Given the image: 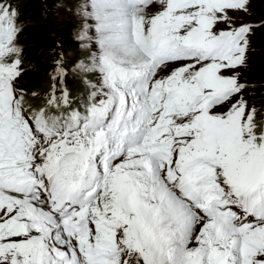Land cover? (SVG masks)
Returning <instances> with one entry per match:
<instances>
[{"label": "snow or ice", "instance_id": "1", "mask_svg": "<svg viewBox=\"0 0 264 264\" xmlns=\"http://www.w3.org/2000/svg\"><path fill=\"white\" fill-rule=\"evenodd\" d=\"M22 2L0 0V264H264L256 0H81L82 101L58 44L24 87Z\"/></svg>", "mask_w": 264, "mask_h": 264}, {"label": "rangeland", "instance_id": "2", "mask_svg": "<svg viewBox=\"0 0 264 264\" xmlns=\"http://www.w3.org/2000/svg\"><path fill=\"white\" fill-rule=\"evenodd\" d=\"M80 2H81L80 0H72L71 3L68 4L66 2V0H61V1H57V3H55V4L47 3L50 6V8L48 10H50V13L54 17L53 22L46 23V25L43 21L39 22V23H41V25H40V27H37L38 28L37 33L39 34L37 41H35V43H33V42H31V43L22 42L21 43L23 45V47L27 44H31L28 46V49L24 50V55L27 58L31 57L29 54H31V55L34 54V56H32L33 60L31 62L28 60L24 64L26 69H29L28 65L32 66L31 69L26 71L28 73L27 80H30L31 78H33V76L31 74H29V73H31V70H35L37 72L39 70L44 69L43 60L45 58V54L49 55L50 51L53 50L54 45L58 44L61 46V43H62L61 40H63L65 37H66L65 42L70 43V44L71 43H73V44L77 43L79 45V47L76 44L77 48H78V54L74 55L73 53L68 52V53L64 54V58L65 59H72V58L77 59L78 58V60H76L75 63L80 62V60H82L85 64L89 63V60H90L92 53L94 51H97V49H96V45H93V43H91L88 40H84V41L79 40L78 42H76L78 40L77 36L79 34V31H80V26H79L80 22H79L77 16L74 14V9H75L76 5ZM259 5H260L259 0H256V2L253 3L252 10L254 13L251 17H249V19L257 20V21L261 19V17H262L261 14L255 13L256 12L255 10L259 8ZM40 7H44V5L38 6V12L31 20L32 24H33L32 26H36L39 24L38 20L36 18L41 15ZM28 27H31V26H28ZM57 28H60L61 32L62 31L64 32L65 29H68V30H70V33L68 36L63 34L59 38L58 35H60L61 32H59L57 30ZM261 32H263V31H257L256 35L261 33ZM89 34L93 35V32H90ZM26 37L27 36H25V38ZM257 41L263 42L264 41L263 35L260 37L258 36ZM29 49L31 50V53H28L27 50H29ZM54 50L55 51H61V50L56 49V48ZM81 53H89V55L83 56V54H81ZM51 58L52 57L49 55V60ZM261 65L264 66V51L261 53H258L257 55H255L253 57L252 67L253 68L259 67V69L258 68L255 69V71L253 72V75H256L255 72L260 70ZM72 66H73L72 64L69 65L70 68H73ZM82 75H84V74L77 71L76 69H72V71L70 72V74L68 76V80L73 81V82H71V84L76 82L81 86L82 83L80 82V80H81ZM258 76L259 77L264 76V70L259 71ZM76 79H80V80H76ZM92 79L95 80V77L93 76ZM31 81L32 82L30 84L35 85V81L34 80H31ZM75 88H78V87H76V85H75ZM79 91L81 92L82 89ZM85 93H86L85 90H83V94H85Z\"/></svg>", "mask_w": 264, "mask_h": 264}, {"label": "trees", "instance_id": "3", "mask_svg": "<svg viewBox=\"0 0 264 264\" xmlns=\"http://www.w3.org/2000/svg\"><path fill=\"white\" fill-rule=\"evenodd\" d=\"M46 1H49V3L54 4V2H57L58 0H46ZM71 1L72 0H66V2L68 4H70ZM38 2H41V0H23V2L20 5V7H21V15H22L23 19L27 20V18L31 15V11L32 12L37 11V9H38L37 8V3ZM259 9L263 13L262 16H264V4L260 3ZM57 30L59 32H61L60 28H57ZM27 31H28L27 32L28 36L24 39V41L25 42H29V43H31V42L35 43V41H37L38 35H39L37 33L38 32V28L31 26V27L27 28ZM69 33H70V30L65 29L64 32L62 31L59 36L61 37V35H63V34L68 36ZM259 34L264 35V31L259 33ZM65 39H66V37L63 40H61L62 41L61 45L64 48V50L66 52H71L74 55L78 54L77 45L75 43L74 44L73 43H71V44L67 43V42H65ZM27 51H28V53H31L30 49L27 50ZM29 55L31 56V57H29V61L31 62L33 60L32 56H34V54H32V55L29 54ZM75 60H76V58L67 60V65L73 64V62ZM43 62H44V69L43 70H39L37 72L36 71L35 72L31 71V73H29V74H31L33 76V78H31L30 80H27L28 73H26L24 75V77H23L24 87H26L28 89H32V88H41V87H45L46 86L47 77L45 76V72H46L47 68L49 67V63H48L49 62V55L48 54L47 55L45 54V58H44ZM31 80L35 81V85L30 84L32 82ZM71 82H73V81L69 82V85L71 87V92H72L73 95H77L80 92L79 90L82 89V87L76 82L72 83V84H71ZM75 85L78 88H75ZM81 92H83V89H82Z\"/></svg>", "mask_w": 264, "mask_h": 264}]
</instances>
